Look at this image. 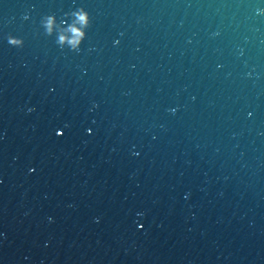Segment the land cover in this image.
<instances>
[{
  "label": "water",
  "instance_id": "obj_1",
  "mask_svg": "<svg viewBox=\"0 0 264 264\" xmlns=\"http://www.w3.org/2000/svg\"><path fill=\"white\" fill-rule=\"evenodd\" d=\"M0 264H264V0H0Z\"/></svg>",
  "mask_w": 264,
  "mask_h": 264
},
{
  "label": "clouds",
  "instance_id": "obj_2",
  "mask_svg": "<svg viewBox=\"0 0 264 264\" xmlns=\"http://www.w3.org/2000/svg\"><path fill=\"white\" fill-rule=\"evenodd\" d=\"M261 11V9H257V13ZM64 16L67 19L62 18L58 21L54 14L47 15L46 19L43 21L45 34L51 35L56 23L65 25L63 30L58 34L56 41L57 45L60 48H64L65 43H67V45L70 46V50L79 51L80 45L86 36V29L89 26V13L83 7H78L70 12L65 13ZM7 42L10 45L16 47H22L24 43L22 38L13 36L11 34L8 35ZM29 111H31V109H29ZM172 111L174 112L175 109H172Z\"/></svg>",
  "mask_w": 264,
  "mask_h": 264
}]
</instances>
